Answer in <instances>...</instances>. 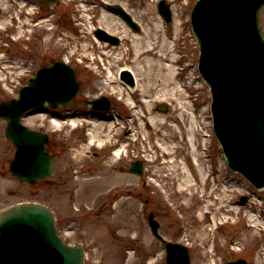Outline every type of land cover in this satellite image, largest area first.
Wrapping results in <instances>:
<instances>
[{"label": "rangeland", "instance_id": "rangeland-1", "mask_svg": "<svg viewBox=\"0 0 264 264\" xmlns=\"http://www.w3.org/2000/svg\"><path fill=\"white\" fill-rule=\"evenodd\" d=\"M168 1L170 5L172 4L174 18L181 16L183 19L186 18L187 11L195 2V0ZM140 5H138L139 8ZM19 9L18 6L15 7L13 0H0V35H4L9 39L7 47L3 48L4 51L0 53V101L12 99L15 96L13 86L22 82L20 79L22 69L33 60L32 57L26 54L30 52H32V55L33 53L36 54V52H33V49L37 46L35 43L19 48L17 41L18 28L10 29L9 35L6 34V30L9 29L8 27L15 24L17 26L16 12ZM146 11H148V16L145 17V21L151 22V27L156 22L154 30L160 35V22L157 20L156 12L153 9V1H149ZM21 14L24 15V13ZM260 23L264 28V9L260 13ZM191 40H188V46H185V50L189 57L193 53L192 58L196 60L198 49L192 36ZM22 62L27 63L23 65L21 64ZM164 64L166 63L164 62ZM192 69L195 71V76L193 75L192 77H198L197 70L195 68ZM138 71L141 75H147L142 79L140 78L141 81H139L140 79L137 80L140 97L143 98L145 103L142 107L147 109L148 112L149 108L150 110L152 108L151 115L153 114L148 117V122L152 126L154 125V127L148 131L145 129V124L143 123L146 140L145 143H141L142 149H146L145 155L148 161L146 168L151 173L148 184L154 189L151 196L142 195V199L149 198L150 202L146 205L142 202L137 204L135 217L133 213L130 214L133 217L132 220L125 217L128 215V211L122 209L124 208L122 207V202H125V200L119 202L117 206L119 209L118 213H112L110 211L112 209H109L104 214L99 215V217H95L93 213L89 217L81 214L80 220H78V201L80 200L78 198L79 194H82L81 192L73 198L71 195L64 194L62 188L59 187L57 189L59 192L53 194L44 184L32 188L28 185L15 182L8 176H3L1 171L6 161L11 157L13 147L8 141H5L3 134L5 123L0 119V209L17 201L38 200L47 205L50 203L56 211L58 218L63 217L65 212L69 211L67 215L68 217L70 216V219H67V223L73 226L80 221L82 231L67 234L62 231V234L66 240L81 242L84 245L87 251L86 264H129V260L131 264H146V262L149 264H165L160 256L161 246L159 247V243L149 237L147 221L142 214L143 211L146 214L148 211L154 210L160 222L161 233L169 240L188 243L191 246V254L193 255L191 264H204L205 261L207 262L211 257L214 258L215 256V253L211 252L213 246L211 239L213 228L216 225H211L208 222L201 224L198 218L195 217L198 210L205 205L201 203V200L204 199V202L211 203L212 208L210 210L217 217L218 223L226 218L225 213L228 207L230 208L232 205L234 209L237 207L235 202H233L234 197L237 194H245L249 199V203L247 206H243L240 211H244V215H247L248 218H251L249 216L257 218L261 223L262 218L256 212H262L264 207L260 210L255 208L253 203L264 206V191H248L247 183L242 178L225 169V163L216 142L211 145L213 151L212 157L215 167L220 173L217 181H212L210 177L207 185H205L206 182H203L201 179L206 175V172L205 170H201V168L202 165H206V162H203L204 160L201 156L203 152L200 151L199 143L203 144L206 140H204V137L202 138V132L200 134L196 133L197 135H194L196 138L192 136L193 139L189 136L190 132L188 130L191 127V122L186 117V114H182L184 112L187 113V109L182 112L178 108L180 107V102L182 104L186 103H183L184 91H180L177 86L166 87L165 82L160 78V75L159 77L157 76L156 72H154V77L150 79V72L146 68L143 69L140 66ZM195 83L202 86L203 92L199 96V101L204 106L203 110L198 114L199 117H197L196 121L195 119L193 121L196 123L198 121V127H205L204 131H209L211 122L208 110L211 101L210 93L207 87H203L204 83L200 77H198ZM176 90L178 91L174 95L173 93ZM149 96L153 100L160 101L166 99L169 102L166 115L158 113L155 110L156 104L150 105ZM175 99L176 101L174 102ZM25 122L33 124L35 123V118H27ZM190 138L192 141H190ZM194 146H197L195 154L193 152ZM158 153L168 155L158 157ZM155 156L158 157V161L150 165L149 163H152L151 160ZM194 156L198 158L197 162L199 163L197 164L199 168L194 169L195 174L190 172V169L187 168L188 163H186V160L191 162ZM114 177L116 182L120 181L119 175L115 174ZM196 178H198V184L196 183ZM129 179L133 180L130 187L138 192L141 188V181H138L136 177H130ZM201 181L202 183H200ZM95 184H100V182ZM212 191L213 194H211ZM199 194H201V200L200 198L198 199ZM84 201L89 208L94 200L89 197L88 199H84ZM183 203L186 206H183ZM234 216L235 214L229 218L233 219ZM71 219H77L78 221L73 222ZM131 221L136 223H132L133 227L128 229L121 228L123 222L131 224ZM248 226L249 224L243 220V223L236 227L219 228L215 232L218 237L217 243L223 246L224 240L236 238L234 245L227 243L230 245L224 248L221 247V251L229 253L228 256L231 259L242 257L246 258L249 264H264V231L262 232L261 229L259 231H250ZM252 235H254L253 238ZM203 236H206V238L204 239ZM245 244L248 245V248L245 253H241L239 250ZM125 245H137L138 251H128ZM123 255L127 256L128 259L122 258ZM144 258L148 260H144Z\"/></svg>", "mask_w": 264, "mask_h": 264}, {"label": "water", "instance_id": "water-1", "mask_svg": "<svg viewBox=\"0 0 264 264\" xmlns=\"http://www.w3.org/2000/svg\"><path fill=\"white\" fill-rule=\"evenodd\" d=\"M263 3L201 0L193 14L202 74L214 94L216 130L232 167L258 186L264 185V39L256 14ZM21 108L20 102L4 103L0 115L9 120L6 134L19 148L12 170L32 179L31 160L22 154L33 153L31 147L38 151L41 141L31 140L18 125ZM254 146L257 152L249 153ZM82 257V250L57 240L50 214L42 208L19 207L0 215V264H82ZM171 257L168 264H177L174 251Z\"/></svg>", "mask_w": 264, "mask_h": 264}, {"label": "bare ground", "instance_id": "bare-ground-1", "mask_svg": "<svg viewBox=\"0 0 264 264\" xmlns=\"http://www.w3.org/2000/svg\"><path fill=\"white\" fill-rule=\"evenodd\" d=\"M154 33V30H148L146 31V33H142L143 35L141 37L136 38L134 40L135 44L133 47V53H135L136 59L141 60V62L143 63H148L149 66L153 65L154 62L157 61L158 67L156 70L159 73L160 78L163 80V82H165L166 87H172L173 85H175L174 82L178 84V82L176 81L178 75L175 73V71L172 70V66L170 65H173L172 57L175 51L170 42L165 38L160 39V41L157 38V42L154 43L153 36H157L153 35ZM163 59L167 60L169 65H163V62H161L163 61ZM194 131L192 128L189 129L190 136L193 135ZM242 140L243 144L247 145L244 142H247L248 139L243 138ZM239 144L243 145L241 142ZM239 149H242V147H240ZM256 150L257 149L255 146L250 147L249 153L254 154L257 152Z\"/></svg>", "mask_w": 264, "mask_h": 264}]
</instances>
